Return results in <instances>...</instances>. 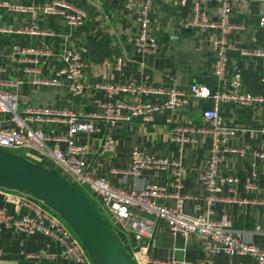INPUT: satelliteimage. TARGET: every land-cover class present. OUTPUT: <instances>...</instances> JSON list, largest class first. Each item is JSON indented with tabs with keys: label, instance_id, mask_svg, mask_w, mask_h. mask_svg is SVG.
Listing matches in <instances>:
<instances>
[{
	"label": "crops",
	"instance_id": "1",
	"mask_svg": "<svg viewBox=\"0 0 264 264\" xmlns=\"http://www.w3.org/2000/svg\"><path fill=\"white\" fill-rule=\"evenodd\" d=\"M13 1L24 11H0V79L20 82L15 88L19 93V107L52 105L81 115L92 110L97 99L103 98V92L98 90L72 97L63 87L33 88L27 83L30 75L42 79L53 78L56 69L62 64L58 55L68 47L74 49L80 59L87 63L86 74L91 83L140 81L144 84L149 80L181 90H186L191 83L204 84L210 88L216 86L211 74L214 54L207 46L214 30L184 25L190 16L191 2L188 8L183 7L185 0L182 6L175 8L162 0H151L149 30L159 41V52L142 60L131 49L136 30V12L125 10L119 0H63L85 13L82 23L76 26H67L59 13L40 15L37 12L50 0ZM28 9H34L35 13L32 14ZM202 12L207 22L215 21V2L202 4ZM263 13L264 0L238 1L232 3L228 17L234 27L227 36L233 48L226 51V77L234 72L239 73L240 91L255 96L264 94V84L258 80V65L252 59L240 57L238 50L261 46L264 31L258 27V18ZM32 26L43 34L39 36L26 32ZM168 35H175L177 39L170 41ZM198 42L202 48L197 51L194 48ZM13 44L20 47L42 46L52 57L44 64H37V72L26 74L22 72L17 58L11 57L10 46ZM116 57L120 59L118 70L114 68ZM124 100L128 101V97ZM153 100H160V96H153ZM208 108V101L188 96L185 104L174 109H162L147 122L134 119L110 125L103 120H94L95 131L79 137L87 151L86 158L92 175L104 177L118 189L138 190L150 182L167 184L171 174L168 171H144L138 176L121 174L128 166V153L132 147L151 151L166 159L179 158L183 170L180 173L181 188L176 194L191 197L183 201L186 212H204L203 191L198 176L203 170L208 137L198 134L193 142L179 145L170 143L167 133L175 124L199 123L201 112ZM216 108L222 123L232 125L235 129L234 135L226 138V144L235 148L246 147V151L241 156L232 154L223 158L219 173L236 180L231 185L221 187L223 201L211 205L210 216L227 219L232 229L241 233L247 242L264 249V157L254 159V165H251L255 152L264 155V102L248 106L221 102ZM41 127L49 130L58 126L46 123ZM59 130L63 131V127ZM106 140H111V144L101 150ZM45 161L37 163L50 167L52 162L49 159ZM6 198L7 191L0 188V207L8 211L15 210ZM160 201L172 205L174 198L162 197ZM116 239L127 254L131 245L126 243L125 238ZM58 250L59 245L53 238H45L40 233L26 235L13 228L0 226V264H93L83 248L82 262H62L56 257ZM148 255L151 259L201 261L204 264H255L248 256L230 257L223 253L208 252L200 246L194 235H189L183 244L182 240L171 237L161 219L157 220Z\"/></svg>",
	"mask_w": 264,
	"mask_h": 264
},
{
	"label": "built area",
	"instance_id": "2",
	"mask_svg": "<svg viewBox=\"0 0 264 264\" xmlns=\"http://www.w3.org/2000/svg\"><path fill=\"white\" fill-rule=\"evenodd\" d=\"M125 10H135L136 30L131 40V49L135 55L154 56L159 52V41L149 30V14L151 0H119ZM172 7L182 6L184 0H162ZM213 1L216 4V20L207 22L202 12V4ZM247 0H191L190 16L185 21L186 27H208L214 30L207 46L213 51L214 59L211 74L216 86L210 88L204 84L191 83L186 90L175 89L147 81H127L125 83H91L86 70L87 63L80 59L71 47L64 48L58 55L61 65L56 69L54 77L35 78L29 76L27 83L33 87H63L72 97L83 95L90 90L102 91L104 96L97 99L94 107L81 115L74 111L61 110L55 106L19 107V93L16 86L19 81L0 79V149L31 161L46 163L50 160L51 170L56 172L77 190L86 187L90 196L96 201L98 210L104 212L112 221L110 230L115 237L125 238L131 248L127 257L132 264H204V262L175 261L172 259H151L148 249L157 220L165 222L168 233L184 244L189 235H194L200 246L211 253H223L230 257H251L255 264H264V249L249 243L238 231L232 229L225 218L210 216L211 205L223 201L221 187L235 182L234 177L219 173V166L227 155L241 156L246 147L235 148L226 144V138L233 136L232 125L223 124L217 112L218 103H232L248 106L264 102V94L251 95L240 91V74L232 73L226 77V51L233 46L227 36L233 30L228 17L233 2ZM32 14L34 9H28ZM0 11L22 12L24 9L14 4L13 0H0ZM40 15L59 13L67 26L80 25L85 18L83 10L72 7L63 0H50L37 11ZM258 27L264 31V13L258 18ZM26 32L41 36L43 33L34 30ZM170 41L176 40L175 35H168ZM200 42L195 50H201ZM11 57L21 63L22 72H37L35 66L44 64L51 59V53L42 46L20 47L11 45ZM240 57L252 59L259 68L258 80L264 84V35L259 48L238 50ZM119 57L115 58L114 68L118 70ZM160 100H153V96ZM193 96L206 100L210 108L201 112V121L195 124H175L167 133L170 143L184 145L193 142L198 134L208 137L207 153L203 170L198 181L203 191L204 212L190 214L183 209V201L190 199L188 195H177L181 188L180 173L182 161L158 157L151 151L132 147L128 153V166L120 173L138 176L141 172H166L171 174L167 184L150 182L141 189L122 190L113 187L104 177L94 176L87 161V151L79 141V137L88 136L95 131L94 120H103L113 125L117 121L129 122L134 119L147 122L162 109H174L187 102ZM122 97V98H121ZM125 101L124 99H127ZM149 97V98H148ZM119 98V99H118ZM147 98V99H146ZM55 123L58 127L44 130L41 125ZM63 127V131L59 130ZM111 144L106 140L101 145L105 150ZM254 159L264 157L262 153H254ZM35 161V162H37ZM45 161V162H44ZM44 165V164H43ZM7 191V190H5ZM15 191V190H13ZM19 192V191H17ZM162 197L174 198L172 205L160 201ZM6 200L14 205L15 210L8 211L0 207V226L13 228L30 235L40 233L45 238H53L59 245L56 253L62 262H82L83 250L71 236L70 231L55 214L47 212L39 206L33 197L26 193L7 191ZM14 209V208H13ZM100 215V214H99ZM101 217V215H100ZM102 218V217H101ZM183 245L181 249H183Z\"/></svg>",
	"mask_w": 264,
	"mask_h": 264
},
{
	"label": "water",
	"instance_id": "3",
	"mask_svg": "<svg viewBox=\"0 0 264 264\" xmlns=\"http://www.w3.org/2000/svg\"><path fill=\"white\" fill-rule=\"evenodd\" d=\"M190 2L185 0L183 7ZM0 188L26 193L51 209L70 226L94 264H132L86 196L50 168L0 149Z\"/></svg>",
	"mask_w": 264,
	"mask_h": 264
},
{
	"label": "rangeland",
	"instance_id": "4",
	"mask_svg": "<svg viewBox=\"0 0 264 264\" xmlns=\"http://www.w3.org/2000/svg\"><path fill=\"white\" fill-rule=\"evenodd\" d=\"M78 189L79 190H81L88 198H89V200H90V202L93 204V206H95V208H97V210H98V206H97V203H96V201L90 196V192H89V190L86 188V187H84V186H79L78 187ZM7 191H12V192H15V193H19V192H17V191H13V190H7ZM35 202L39 205V206H41L42 208H44L47 212H49V213H52V214H55L51 209H49L48 207H46L45 205H43L39 200H35ZM99 214L101 215V217H102V219H103V221L105 222V224L107 225V228L108 229H110V230H112V228H113V224H112V221L107 217V215L104 213V212H101V211H99ZM56 215V217H58L59 218V216L57 215V214H55ZM60 219V218H59ZM61 220V219H60ZM63 223H64V225L68 228V230L70 231V234H71V236L79 243V245L84 249V251L86 252V254L88 253L87 251H86V249L81 245V243H80V241H79V239L77 238V236H76V234L73 232V230L70 228V226L65 222V221H63V220H61ZM126 254V253H125ZM88 256L90 255L89 253L87 254ZM127 255V254H126ZM90 257V259L92 260V262H93V259H92V257L91 256H89ZM130 259V258H129ZM93 264H94V262H93Z\"/></svg>",
	"mask_w": 264,
	"mask_h": 264
}]
</instances>
